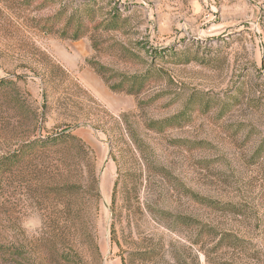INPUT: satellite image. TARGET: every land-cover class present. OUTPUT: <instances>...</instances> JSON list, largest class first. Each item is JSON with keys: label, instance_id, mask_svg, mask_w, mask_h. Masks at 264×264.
Wrapping results in <instances>:
<instances>
[{"label": "rangeland", "instance_id": "obj_1", "mask_svg": "<svg viewBox=\"0 0 264 264\" xmlns=\"http://www.w3.org/2000/svg\"><path fill=\"white\" fill-rule=\"evenodd\" d=\"M0 83V264H264V0H0Z\"/></svg>", "mask_w": 264, "mask_h": 264}, {"label": "trees", "instance_id": "obj_2", "mask_svg": "<svg viewBox=\"0 0 264 264\" xmlns=\"http://www.w3.org/2000/svg\"><path fill=\"white\" fill-rule=\"evenodd\" d=\"M75 15H72L69 19V21H73L75 20ZM58 19V15L54 16L53 18L48 19V25L44 27V31L48 34L53 33V31H55L56 26H55V20ZM80 25V24H79ZM66 31V30H64ZM87 33V28L83 27V26H78V28L73 32L72 34V39L73 40H80L82 37H84ZM64 36L66 37L68 35V32H64L63 33ZM88 65L91 66L96 73L102 77L104 79V81L106 83L110 82V78H108V69L106 67H103L95 62H88ZM4 85L3 83H0V87ZM111 88V87H110ZM134 87L131 88V92H129V94L134 95V94H139L142 89H143V84H141V86H139V88L137 89V92H134ZM111 90L115 91V89L112 87ZM166 122H170V121H166ZM165 122V123H166ZM112 143V142H110ZM80 144V142H78V139L74 136H72V134H66V133H61L58 134L57 136H53V137H49L46 138L45 140L36 142H30L28 144H25L20 150H18L17 152H15L10 159H7L6 161H10L13 160L14 164H18L21 163L22 161H24V159H26L28 157V154H32V152H36L35 149L41 145L42 148L44 149H51V148H55L58 146H71L72 145H77ZM77 150H81L79 147H77ZM32 151V152H30ZM33 153V154H34ZM29 154V155H30ZM5 162V161H4ZM5 164V163H4ZM70 189V187H68V184L63 186V190L68 191ZM94 194H95V198L99 199L100 198V194L97 188V181L95 183V190H94ZM0 253H2V250L0 249Z\"/></svg>", "mask_w": 264, "mask_h": 264}]
</instances>
